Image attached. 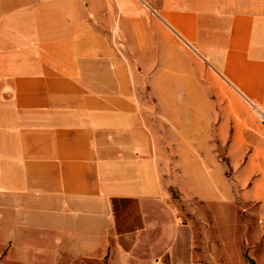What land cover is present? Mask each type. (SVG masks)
Here are the masks:
<instances>
[{"label":"crops","instance_id":"obj_1","mask_svg":"<svg viewBox=\"0 0 264 264\" xmlns=\"http://www.w3.org/2000/svg\"><path fill=\"white\" fill-rule=\"evenodd\" d=\"M133 29L264 106V0H0V264H217L209 220L167 200ZM261 181L240 197L264 220Z\"/></svg>","mask_w":264,"mask_h":264},{"label":"rangeland","instance_id":"obj_2","mask_svg":"<svg viewBox=\"0 0 264 264\" xmlns=\"http://www.w3.org/2000/svg\"><path fill=\"white\" fill-rule=\"evenodd\" d=\"M138 34L131 30L135 51L120 56L136 64L128 69L129 82L132 77L158 152L167 200L185 220H209L217 264H264L260 208L241 204L240 197L257 179L264 192V106L230 87L174 37L160 65L159 52L144 53Z\"/></svg>","mask_w":264,"mask_h":264},{"label":"built area","instance_id":"obj_3","mask_svg":"<svg viewBox=\"0 0 264 264\" xmlns=\"http://www.w3.org/2000/svg\"><path fill=\"white\" fill-rule=\"evenodd\" d=\"M263 115H264V113H263Z\"/></svg>","mask_w":264,"mask_h":264}]
</instances>
